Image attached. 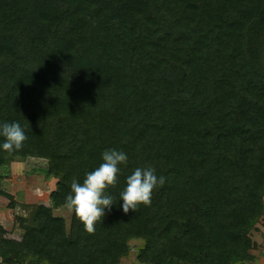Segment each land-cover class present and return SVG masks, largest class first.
<instances>
[{"label":"trees","instance_id":"16d2710c","mask_svg":"<svg viewBox=\"0 0 264 264\" xmlns=\"http://www.w3.org/2000/svg\"><path fill=\"white\" fill-rule=\"evenodd\" d=\"M27 140L0 168L47 160L50 206L21 240L0 223V264H253L264 203V0H0V122ZM128 154L165 176L150 205L118 199L88 233L65 205L73 178ZM1 176V175H0ZM7 193L0 188V196Z\"/></svg>","mask_w":264,"mask_h":264},{"label":"clouds","instance_id":"9594fccd","mask_svg":"<svg viewBox=\"0 0 264 264\" xmlns=\"http://www.w3.org/2000/svg\"><path fill=\"white\" fill-rule=\"evenodd\" d=\"M27 135L18 121L0 122V151L15 153L23 149ZM128 154L117 148H108L101 153V163L84 173L82 180L73 178L70 191L65 194V205L83 223L88 233L95 231L107 211L119 199L120 208L127 214L137 211L138 205H150L153 190L165 183V176L157 175L152 166L136 167L125 177L119 198L107 191L117 185L121 166L128 162Z\"/></svg>","mask_w":264,"mask_h":264},{"label":"rangeland","instance_id":"374dc122","mask_svg":"<svg viewBox=\"0 0 264 264\" xmlns=\"http://www.w3.org/2000/svg\"><path fill=\"white\" fill-rule=\"evenodd\" d=\"M48 163L39 157H27L22 161L10 162L0 168V188L7 195L0 196V223L5 228V237L21 240L23 229L20 218H29L32 205L50 206V192L55 189L57 179L47 175ZM264 203V196H263ZM53 215L62 216L69 228L72 210L61 206L52 210ZM252 247L253 264H262L264 254V210L263 215L249 232ZM130 250L119 264H139L138 250L144 240L133 239L129 242ZM1 262V259H0ZM26 264V263H25Z\"/></svg>","mask_w":264,"mask_h":264},{"label":"built area","instance_id":"2783aa9c","mask_svg":"<svg viewBox=\"0 0 264 264\" xmlns=\"http://www.w3.org/2000/svg\"><path fill=\"white\" fill-rule=\"evenodd\" d=\"M262 264H264V257H263V261H262Z\"/></svg>","mask_w":264,"mask_h":264},{"label":"crops","instance_id":"0c3cea01","mask_svg":"<svg viewBox=\"0 0 264 264\" xmlns=\"http://www.w3.org/2000/svg\"><path fill=\"white\" fill-rule=\"evenodd\" d=\"M263 257H264V254H263V256H262V261H263Z\"/></svg>","mask_w":264,"mask_h":264}]
</instances>
